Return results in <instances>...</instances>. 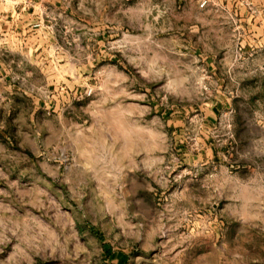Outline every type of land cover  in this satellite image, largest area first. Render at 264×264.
Instances as JSON below:
<instances>
[{
	"label": "rangeland",
	"instance_id": "1",
	"mask_svg": "<svg viewBox=\"0 0 264 264\" xmlns=\"http://www.w3.org/2000/svg\"><path fill=\"white\" fill-rule=\"evenodd\" d=\"M50 2L62 58L0 68V264H264V2Z\"/></svg>",
	"mask_w": 264,
	"mask_h": 264
},
{
	"label": "crops",
	"instance_id": "2",
	"mask_svg": "<svg viewBox=\"0 0 264 264\" xmlns=\"http://www.w3.org/2000/svg\"><path fill=\"white\" fill-rule=\"evenodd\" d=\"M33 1H38V4L35 5ZM50 1L51 0H32V4L30 5L29 3L27 7H22L20 6V4L13 7V5L8 2L0 3V35H6V38H2L4 42L0 43V47L6 46L8 48L7 53L9 54L5 65H3V61L0 62V68L2 70H5L6 67L13 68L15 62L31 60L30 57L27 56L28 53L24 50V47L26 48L29 46H37L36 49L39 52L35 54L34 62L39 61L40 69L44 70L45 72L47 71V62L53 60H60L62 58L57 57V55L52 57L49 53V48L57 47V43H52V40L47 37L48 25H45L44 22L48 23L49 20L44 18L49 17V13H51V11L58 9L57 6L52 5ZM262 2H264V0H262ZM118 5L121 9L122 3L119 2ZM34 19H39L41 23L39 25V32L41 36L37 39H33L26 36L28 31L32 27ZM3 76L5 77L7 75L4 73ZM5 89L7 99L4 101V104H7V107H11V104L13 103V98H15L16 94H27L26 90L19 89L18 87H5ZM1 92L3 93V90H1ZM112 253L117 255H115L114 258L110 259L111 264L128 263L129 256L128 254H126V252L110 251L109 256Z\"/></svg>",
	"mask_w": 264,
	"mask_h": 264
},
{
	"label": "built area",
	"instance_id": "3",
	"mask_svg": "<svg viewBox=\"0 0 264 264\" xmlns=\"http://www.w3.org/2000/svg\"><path fill=\"white\" fill-rule=\"evenodd\" d=\"M196 1L200 7L204 6V4L206 3V0H194ZM1 2H8L11 3L14 6L19 5L20 3H22V7L27 6L28 4V0H0Z\"/></svg>",
	"mask_w": 264,
	"mask_h": 264
},
{
	"label": "trees",
	"instance_id": "4",
	"mask_svg": "<svg viewBox=\"0 0 264 264\" xmlns=\"http://www.w3.org/2000/svg\"><path fill=\"white\" fill-rule=\"evenodd\" d=\"M115 255H117V254H114V253L110 254V256H113V258L115 257Z\"/></svg>",
	"mask_w": 264,
	"mask_h": 264
}]
</instances>
